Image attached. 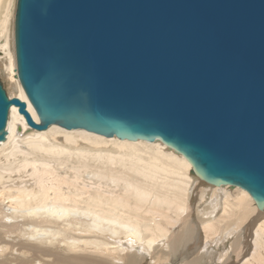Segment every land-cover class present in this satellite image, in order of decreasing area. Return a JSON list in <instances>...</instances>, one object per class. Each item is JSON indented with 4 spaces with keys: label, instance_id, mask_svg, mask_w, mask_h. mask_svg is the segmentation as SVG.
<instances>
[{
    "label": "water",
    "instance_id": "obj_1",
    "mask_svg": "<svg viewBox=\"0 0 264 264\" xmlns=\"http://www.w3.org/2000/svg\"><path fill=\"white\" fill-rule=\"evenodd\" d=\"M19 81L0 74L28 124L161 141L208 184L264 211V0H17Z\"/></svg>",
    "mask_w": 264,
    "mask_h": 264
},
{
    "label": "bare ground",
    "instance_id": "obj_2",
    "mask_svg": "<svg viewBox=\"0 0 264 264\" xmlns=\"http://www.w3.org/2000/svg\"><path fill=\"white\" fill-rule=\"evenodd\" d=\"M16 1L0 0V74L10 96L26 100L40 122L17 77ZM7 130L0 141V236L6 238H0V264H22L31 255L55 257L58 264H128L137 255L132 250L161 261L169 248L165 241L176 252L192 245L200 255L215 256L209 248L226 244V229L238 264H264V211L251 194L202 185L195 209L193 190L200 181L192 164L163 142L57 124L39 130L16 105ZM228 254L222 250L219 260Z\"/></svg>",
    "mask_w": 264,
    "mask_h": 264
},
{
    "label": "rangeland",
    "instance_id": "obj_3",
    "mask_svg": "<svg viewBox=\"0 0 264 264\" xmlns=\"http://www.w3.org/2000/svg\"><path fill=\"white\" fill-rule=\"evenodd\" d=\"M14 18H15V16H14ZM14 45H15V36H14ZM17 74H18V72H17ZM1 78H2V76H1ZM2 80H3V78H2ZM3 82H4V80H3ZM5 87H6V85H5ZM10 97H13V96H10ZM198 181H200L199 186H197V188L193 190L194 194H193V197H192V204L195 206V209H196V207H197V205L199 203V200H198L199 197H198V195L196 196L195 192H197V190L200 187H202V185L203 186L206 185V187L209 185L208 183H206L204 180H202L200 178H198ZM210 185H213V184H210ZM213 186H215V185H213ZM223 186H225V185H223ZM195 212L197 213V210H195ZM196 213H195V215H196L195 218L197 219V217L199 218V216H197L198 213L197 214ZM196 221L198 222L199 220L197 219ZM198 224H199V222H198ZM199 226H200V224H199ZM189 228L190 227H187L185 229V231L188 230ZM199 229L203 232V226L202 225L199 227ZM225 233H227V236H229V239H228V241L226 242L225 245H221L220 244V246H219L216 243H213V244H211V246L209 248L210 253H212V251L216 252L215 256H211L213 254H207L206 252H205L206 254L204 256L200 255L199 252H198V248H195L192 245L181 247L178 250V252H176L175 248L172 247L171 242L165 241V244L167 243V245H169V248L165 247V249L167 251V256H164L161 261L157 257L156 258H151V256H149L148 254L147 255L144 254L142 256L140 251L138 253H136L137 250H132L133 251L132 254H137V255L131 256L129 258V260H128V264H187L189 261H191V260L193 261V259L196 258V257H198V259L195 260V262H197V264H200L201 262H202L201 264H223V263L226 264V262H227L226 260L227 259H228L229 262L230 261L231 262H235L238 258L239 259H241V258H240V256L237 255V251L234 252V247L232 246V243H233V236L232 235L233 234L228 229H226ZM0 238H1V236H0ZM3 239H4V242H5L6 238L4 236H2V238H1L2 241L0 240L2 243H4ZM204 240H205V238L203 237V235H201L200 242L203 243ZM13 241H16V240L13 239ZM200 245H201V243H200ZM202 245H204V244H202ZM202 245H201V247H202ZM213 249H215V250H213ZM220 250L221 251L224 250V252L229 250L230 251V255L228 254L229 257L227 255L226 257H223V258H221L219 260L218 254H220V252H221ZM201 252H204V250H201ZM143 257H146V258H143ZM213 258H215V261H214ZM47 259H48V261H47ZM51 259H52V261H51ZM51 262H53V263H51ZM12 263L13 264H18V260H16L15 262H12ZM24 263L25 264H58L60 262H58V260H56L55 257H44L43 259H41V258H36V256L31 255V256H29V259H27L24 262H22V264H24ZM235 264H238V262L236 261Z\"/></svg>",
    "mask_w": 264,
    "mask_h": 264
}]
</instances>
